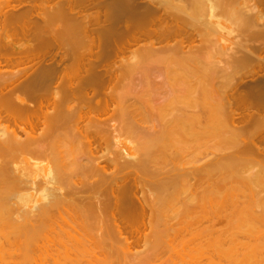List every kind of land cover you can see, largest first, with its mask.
I'll use <instances>...</instances> for the list:
<instances>
[{"label":"bare ground","instance_id":"obj_1","mask_svg":"<svg viewBox=\"0 0 264 264\" xmlns=\"http://www.w3.org/2000/svg\"><path fill=\"white\" fill-rule=\"evenodd\" d=\"M107 2L104 42L127 38L124 67L67 71L65 43L80 47L82 30L62 28L60 6L43 24L59 34L57 51L0 48V264H112L115 246L145 231L152 245L207 246L209 225L242 203L237 188L264 184L248 158L264 150V0ZM17 12L0 16L30 27ZM230 60L239 74L218 70ZM243 218L226 238L235 249L259 222ZM243 247L231 264L260 248Z\"/></svg>","mask_w":264,"mask_h":264},{"label":"rangeland","instance_id":"obj_2","mask_svg":"<svg viewBox=\"0 0 264 264\" xmlns=\"http://www.w3.org/2000/svg\"><path fill=\"white\" fill-rule=\"evenodd\" d=\"M107 1L108 0H0V12L3 11L4 13L11 14V12H15V10H19V12L17 13L28 15L29 23L31 21L30 24L28 23L29 24L28 26L30 27H25L24 26L25 22L23 24L19 23V25L17 24L18 25L17 26L16 24L12 25L9 20H4L2 16H0V48L2 47L4 50L9 49L8 52L18 51V52H23L27 54H33V55H48L49 52L53 53L54 51H57L59 44H60V40H61L57 37V35L59 34H55L57 32H53L50 34L49 32H45L44 28L46 25L44 26L43 24H44L45 19L48 18L47 16L52 14L51 13L52 9L54 10V8L60 6V7L65 8L68 11L67 15L70 17V18L69 17L67 18V15L64 17L67 20L66 21L62 20L66 22L63 24L64 26H62V28L63 29L69 28L68 30H72L70 27H73L75 25L77 27L78 25L80 27L79 30L83 31V32L79 31V34H78V37L80 36L78 40L80 39L82 41V42L80 41L81 48L79 46H76L75 48L70 43L69 44L65 43V47L68 50L70 49L69 52L71 54L73 53L71 51H74V48L76 50L79 49L78 51H76L79 54L80 53L82 54V56L81 57L79 56V57L80 58L83 57L86 60L80 59L81 61H79L78 59L79 57H78L77 58L78 62H77V60H73L74 57L73 59H71L72 55H70V53L69 54L67 53L71 59L70 61V59L66 57V62H67L66 65L68 64L67 71H69V69L70 71L71 69L79 70L80 68L82 71L83 69H85L84 66H86V64L88 65V67L86 66L87 69L95 67L97 70H104V69H108L109 67L113 69L114 67H119V66L122 67V65L124 67L125 64H127L126 58L129 56V53H127L128 47H129L128 43L126 42L127 38L124 40L122 39L119 42V44H115L114 42L112 43L111 39H108L106 42H104L103 36L105 35L106 30L110 28V22H111V10H110V6ZM3 12L0 13V15L1 14L3 15L4 14ZM54 25L57 27L54 28L53 26L52 28L57 29L58 31L62 29L61 28L62 24L60 25V20H59V23L56 22ZM23 27H25V29H30L28 30V32L30 33L28 32L26 33L29 35H25V31ZM43 30L46 34L43 32ZM63 43H64V40H63ZM125 43L126 45H124ZM70 45L72 46V49L70 48ZM120 51L124 53L121 54L120 57L116 58V53ZM91 55H98V57L95 58V56L92 57ZM84 56H86L87 58L89 57V59H87ZM217 56L219 57V55ZM90 57L92 58L90 59ZM213 57L214 59H218V57L215 58L216 55ZM213 57H211L209 60L211 59L213 60ZM220 57H222L225 62L228 60V58L224 55L223 56L221 55ZM209 62H212V61H209ZM225 62L223 63V68H221L222 67L221 66L222 63H221L219 66L221 69H218V70H221L227 73L232 72V68L234 67L233 62L230 60L229 62H227V65L225 64ZM231 62H232L231 66L233 67L231 69L230 68L228 69V67H231L230 65L228 66V64L229 63L231 64ZM89 66H92V67H89ZM226 66L228 70L227 69L224 70ZM157 69H160V68L157 67ZM233 69L236 71L237 68L236 69L233 68ZM236 72L238 73L239 71H236ZM137 75L138 74H136L135 77ZM234 76L236 75L234 74ZM220 80L225 81L226 79L220 78ZM130 84L132 83L130 82ZM135 86L136 85L133 84V88L131 92H134V94L131 93L132 96H134L135 93H137L133 91L135 89H138V87L135 88ZM230 152H233V149L226 150V153H230ZM248 158L252 161L251 166H253V168H256L257 170H260V171H264V150H261L260 152H255L253 154H249ZM250 171L246 173L248 174ZM227 187H228V190L231 189L230 185H227ZM243 187L245 191L247 190V192L248 191H251V192H248V193L242 192L243 190L241 189H243ZM239 188H237V190L239 194L240 193L242 194L239 195L237 191L235 192V194L233 192H228V194L230 195L231 193H233L234 196L232 199H235L237 200V202L239 203L242 202V203H240L239 205L238 203H236L235 205L233 204L230 205V203L228 205L227 203L226 216L223 217L222 218L223 220L221 219L220 220L221 222L220 223L218 222V224H216L214 227L209 225V229H208L209 231L207 230V233L204 234L206 239L210 238L208 239L209 242H205V243H211L210 241L211 240L214 241V239H215L214 241L215 243L212 241V243L210 245L207 244V246H201L197 243H193L191 244L190 247L185 248L186 250H183L180 246H176V242L175 244L172 242L175 246L172 243H171L172 245L169 244L170 241H174L170 239V236H169L168 237L169 239L166 240L165 238L166 242L170 240L168 243L165 244V240L161 244H159L160 242L158 243L157 241H155L154 245H152L151 241L153 243L154 238L153 240H151L149 237H151V235L153 237L154 233H152L151 235L148 234L147 236L146 231H145L143 233H145L144 235L146 237L143 235V233L139 235L140 237L141 235H143L144 236L143 238L142 237L139 238L137 236L138 241L131 243L132 245L129 249L128 248L123 249L120 247L119 249L118 247L115 246V248L113 249V253H112L111 263L112 264H231L232 263L231 260H233L232 258L235 252L237 253L238 257L241 259L240 261L241 262L243 261L244 257H246V254L244 253V251L248 249V248L246 249V247L244 248L243 244L245 245L248 244V246H253V247L260 246V248L258 250H254L249 253V255L247 256L248 257L247 263L264 264V244H262L264 242V238H262L264 236V218L262 219V217H264V208L260 207L262 204H264V184L261 185V187L240 186ZM245 193L246 195H244ZM250 195H252L253 197L252 200H251ZM237 196L243 200L238 199ZM243 196H246V197H243ZM229 199L231 200L230 197ZM247 199L249 200V202H252L251 203L252 208L247 202L248 201ZM256 201H258L259 203ZM243 202H247V203H243ZM246 204H248V206ZM258 204L259 205L261 204V205L259 206ZM240 207H249L250 209H253L252 210L253 216L257 220L256 219L253 220L251 217L250 218L247 217V218L251 221H254V223H257L258 221L259 222L258 224L255 225L257 226L255 230L253 229L254 227L252 226V229L254 231L250 228L249 231L253 233L246 232L247 236H245L243 233H241V236H238L237 239L239 240V237H240V240L242 243L240 244L238 249H235L233 245L230 244V242L226 238L228 237V235L231 234V231L233 233V230L235 231V229L236 231L237 230L241 231V228H240L241 223H242L241 218L243 217L240 218L239 211H242L243 208H240ZM237 211H238V214H237ZM257 216H260V218H258ZM247 218H243V220ZM151 231L152 230H150L149 233ZM242 231H248V229L244 228ZM218 233L223 234V238H224L223 245H218L216 243V241L218 240V237H216V234L218 235ZM225 233L227 234L225 235L226 237L224 236ZM259 234L261 235L259 236ZM206 235L208 236L206 237ZM147 237L149 239H145ZM140 239H142L141 240L142 242L139 243ZM132 240H135V238H132ZM145 240L147 241V243ZM148 240H151L149 241L150 244ZM156 242L158 243L159 246H155ZM251 249L252 248H249V251H251Z\"/></svg>","mask_w":264,"mask_h":264}]
</instances>
